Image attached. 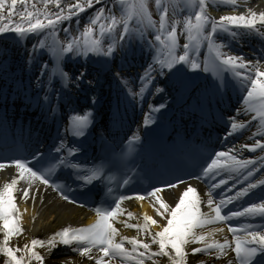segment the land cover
I'll use <instances>...</instances> for the list:
<instances>
[{
	"label": "snow or ice",
	"instance_id": "snow-or-ice-1",
	"mask_svg": "<svg viewBox=\"0 0 264 264\" xmlns=\"http://www.w3.org/2000/svg\"><path fill=\"white\" fill-rule=\"evenodd\" d=\"M18 0H11V6L9 8V17L13 14L12 10L15 8ZM22 3L25 4V13H20L21 24H17L13 27H10L8 24H4L0 26V33H4L6 31H11L16 33L18 36L23 37L27 33H36L44 30L45 28L52 27L55 23H58L62 19H69L70 16L63 15V9H61L60 13L56 15L55 19L50 18V14L47 11L43 13L40 12L39 9L35 11H27L26 0H21ZM47 7L49 0H42ZM59 8V0H52ZM121 4L124 6L122 11H124L125 15L121 18L120 23L123 24L124 32L127 33L129 31V20L134 17L139 18L140 20H146L149 25H153L155 22L151 19V13L147 9L146 0H120ZM225 3L231 4L233 6L236 5L237 0H224ZM86 3L90 7L92 4V0H86ZM157 7L159 8L162 4V0H155ZM188 3L192 7H199V11L195 13V23H193L192 19L186 18L184 21V29L188 33L189 40H198L203 38L208 41L209 48L215 53V58L220 60L221 65L229 68L235 76L241 77L242 73L237 71V69H248L249 65L243 61L242 57L229 56L227 53H222L220 51L222 45L216 44L212 37L214 35H218L219 31L229 32L232 37H237L241 35V32L232 31L229 25H235L237 29H242L247 32H261V29L256 27L259 22L262 27H264V12L259 14L255 12H250L249 16L246 18L245 15L239 16H224L221 17L219 21L212 20L205 13V0H188ZM6 0H0V20H3V9L5 8ZM73 8L83 10L82 6L77 3ZM35 8V5H33ZM72 11V8H70ZM43 15L44 19L42 20L40 17ZM103 17V10L97 15L95 19L91 21L92 24H97L98 21ZM167 17V8L165 7L162 15L160 16V29L164 30L166 27ZM111 23L105 25L100 23V32L101 35L107 30L111 32L112 29L118 23L117 19L113 17L108 18ZM46 21V22H45ZM26 24L27 26H22ZM210 27V31H208L207 35H205V29ZM92 29H87L82 35L84 37L85 44L89 46L90 51H98L100 49L101 41L93 39L89 42L88 37L91 35ZM264 34V33H261ZM167 42L170 46H175L177 44V29L175 23L171 26V31H167L166 33ZM156 40L161 41V36L157 35L155 37ZM78 43V41L73 40L70 42L66 48H63L64 52L73 51L74 46ZM161 43H165V41H161ZM43 46V42H41ZM185 49L189 47L188 44L183 46ZM113 49L111 46L107 48V51L104 52V55H111ZM179 61H185L187 59V52L184 55L179 56ZM195 63H193V67H197ZM168 67H172V64L169 63ZM254 72L255 78H252V73ZM249 75L243 76L242 83L247 84L250 82L251 87L247 88V97L245 98V103L248 105L249 111H255L256 116L253 119L259 118L261 122V126L264 127V71L260 70L258 65H253L252 69L249 70ZM65 77L67 73H62ZM259 97L261 99V103L259 106L253 105L250 103L254 98ZM79 124H83L86 122L85 118H77ZM246 127L245 124H237L232 123L231 128L232 131L235 132L238 129H242ZM231 134V133H229ZM264 135V133H262ZM247 147V146H246ZM256 148H261L264 150V143L260 141H256L255 145L251 147L250 150L255 151ZM226 153L220 152L217 153V157H224ZM229 160L233 161L235 165L239 167H246L247 164L252 163V161H237L234 156H229ZM16 168L19 170V178L18 179H26L29 182V186L34 180H40L44 184H48V180L44 177V175H38L37 171H33L32 168L28 167L26 163L21 162L20 160H16L15 162ZM62 163V162H61ZM3 167V165H0ZM221 167L218 159H213L212 162L207 166L204 170V174L207 176L212 173L214 169ZM50 171V170H47ZM25 173L28 175L26 176ZM248 175L251 176L252 172L249 171ZM96 178L95 174L87 177L86 179L90 182L92 179ZM18 179L13 178L10 183L4 184L0 187V221H2V227H0V232L4 233V239L0 242V252H4L10 257L9 264H22L23 257L17 258L15 255V251L8 247V242L10 237L13 235L20 234L23 229L20 226L19 222V209L15 203V197L13 196V192L20 191L19 188L16 187L18 184ZM220 184H225L226 181L221 179L219 181ZM259 184L264 185V180L259 181ZM219 185H214L213 187H218ZM258 184H250L248 188L244 189L241 192L236 194L235 198L246 195L251 188L257 187ZM169 187H176V185H169ZM161 189H155L151 195L155 196L156 192H160ZM191 194V195H190ZM29 197V192L27 189L23 190L22 198L27 200ZM34 199V197H33ZM67 199V197H65ZM159 200V197H156ZM233 197H230L227 203H231ZM212 200L209 199V206L212 205ZM225 201H221V205L224 204ZM161 208L164 209L165 212L170 214V218L167 219V224L163 229L153 236V243L159 244V252L152 253V255H169L165 249L167 246H171V249L174 250L175 256L173 257V264H183L184 258L187 255L184 251L183 246L189 243H197L201 241H205L204 234H197L195 231L198 228H203L204 225L215 223L216 221H223L228 217L221 215V206L216 205L213 209L215 212L214 217H208L207 214L201 212L200 201L198 193L196 189L189 186L187 190L180 197L179 203L176 204L174 208L169 209L166 204L161 202ZM159 213V209H157ZM120 212V204L117 203L115 207L111 211H102L97 209V221L89 225L87 227H81L72 229L70 227H66L61 231L53 234L51 238L47 241V245L49 247H55L57 242V237H59V242L64 245L72 244L73 242H77L79 244H83L84 246L80 249L81 255H86L90 259L92 258L90 253L92 248L95 246H101L100 251L104 254V256H120L126 258H132V253L137 252V245L142 247L145 250L150 248L148 243H144L143 241L137 240L135 238L129 239L127 237L122 238L120 243H116L114 237L118 234L117 229L113 227L112 223H110V218L114 219ZM15 213V215H14ZM163 217V213H159ZM260 214L264 216V204L262 205H253L249 208L244 209L243 212L236 211L232 212V217L238 216H246V215H255ZM129 218H133V214L131 212L128 213ZM145 224L143 225L144 229L147 230L148 222L156 223L151 217L144 216L143 217ZM127 227H139L138 225L127 224ZM222 231V229L220 230ZM229 231H241L246 232L245 238L241 239L239 236L234 237V247L229 244L228 240H224L223 243L213 241L211 243H205L201 248H194L193 254L197 252H207L210 249H216L220 256H227L228 249L235 253L236 258L239 260L240 264H264V234L258 231H250L248 229H233L229 228ZM210 235V234H209ZM127 240L130 244L133 245L132 252H129L124 248V241ZM33 248L37 245L43 247L45 246V242L41 240L34 239L31 241ZM25 250L31 253V257H34L37 261H41L43 258L41 255L28 248L25 245ZM19 251V249H16ZM137 255L144 256V253L138 252ZM178 257L179 259H175ZM96 264H102L101 260H97ZM137 264H143V260H139ZM228 264H233V261L229 259Z\"/></svg>",
	"mask_w": 264,
	"mask_h": 264
},
{
	"label": "bare ground",
	"instance_id": "bare-ground-1",
	"mask_svg": "<svg viewBox=\"0 0 264 264\" xmlns=\"http://www.w3.org/2000/svg\"><path fill=\"white\" fill-rule=\"evenodd\" d=\"M95 0H92V2ZM105 1V0H104ZM222 9H224L229 15H245L246 17L249 16L250 12H255L257 14L264 12V0H237L238 4L240 5V8L234 7L233 5H228L224 2V0L218 1ZM79 3L83 10L73 8L75 4ZM60 7L58 8L52 0H49V3L47 4V7L45 8L44 3L42 0H26V7L27 11H35L36 9H39L41 13L44 11H47L50 14V18L55 19L56 15L60 13L61 9H63V15L70 16L69 19H62L58 23H55L52 27L45 28L44 30L40 31L41 34H44L43 36L44 41L46 42L45 47L50 48L51 50L57 49L59 50L58 54L54 57V59L57 61L56 67H60V65L64 62L63 56L66 54V52L62 51L63 48L67 47V42L65 40V37H63L62 32H58L59 28L62 24L69 23L72 21L75 17H79L83 11L88 8V4L86 3V0H59ZM11 5V0H6L5 8L2 10L3 14L7 15L9 17V6ZM33 5H35V8H33ZM70 8H72V11H70ZM13 14L11 15L10 19L13 21H17L18 19L21 21L20 13H25V4L21 2V0H18L17 4L15 5V8L12 10ZM26 14V13H25ZM42 20L44 19L43 15L40 17ZM46 22V21H45ZM4 24H8L10 27H13L17 24H9L6 19L0 20V26H3ZM21 24V23H19ZM23 26V25H22ZM27 26L26 24L24 25ZM11 31H6L4 33H0V37L6 38L5 36L10 35ZM252 32H249L251 34ZM92 35L89 36V42H91L93 39L100 40L101 45L100 49L98 51H90L89 46L87 45V48L84 49L82 47L81 51V60L79 70L80 71H86V69L90 67L97 66V64L93 63V60H96L94 58V53L97 52H106L107 48L109 46L112 47L113 51L112 53L117 54V59L125 61L126 63L129 62V60H123V57H129V51L128 46H132V50L136 52L137 43L135 42V35H133L130 40H125V38H121L119 41H114V35L112 32H108L107 30L104 32V34L99 38H92ZM225 39L226 38L223 34H221ZM34 37L26 38L24 40L23 46H27L29 44L33 43ZM110 39V40H108ZM17 42L19 39L16 40ZM193 42L190 45V49H193L196 53H198V62L195 59H192V65L195 63L198 65L197 67L193 68H202L206 70L207 72H211L213 69H216L217 62H212L208 67H206L203 63V60L201 57L203 56V52L201 48V44H198L196 40H192ZM7 46H1L0 52H2L4 55H6L7 52ZM22 47V45H21ZM19 47V48H21ZM81 48V47H80ZM22 51V50H19ZM77 52L74 50V53ZM186 50L178 52V55H184ZM73 53V54H74ZM111 53V54H112ZM110 59V55H106ZM172 60L169 61L173 66L179 65L176 69L171 70L170 67H168V61L165 57V65L166 70L162 71L158 65L159 62H161L160 59H158V54L155 53L152 55L151 58H148V61L151 62V65L154 66V70L156 71L155 75H151L152 77L151 82L148 84V79H141L142 83L141 85H138L139 88H141V92L147 87V92L143 97V100H147L149 98L148 93L154 89V87L162 83L165 79L167 81H175L177 79V73H183L188 75L186 72V69H183L181 66V63L173 58L171 55H169ZM188 57V55H187ZM116 62V61H115ZM102 63V62H101ZM116 66V64H114ZM264 70V66H261ZM41 73L47 72L49 73L45 68H42L40 66ZM98 69V67H97ZM37 70V69H36ZM53 71V70H52ZM189 76V75H188ZM163 77V79H162ZM196 77H192V79H195ZM241 79L243 77L241 76ZM245 92V91H244ZM247 92V91H246ZM245 92V93H246ZM247 97V95H246ZM245 97V98H246ZM140 98L137 99L136 103H138ZM254 99L250 101V103H254ZM242 112L243 110V118L245 119L247 117L246 110L248 109V105L244 103V105H241L237 110H240ZM249 115H255V111H249L247 110ZM238 116L235 117V122H240L241 120L237 119ZM259 120V119H258ZM13 175V171L10 172V170H2L0 171V187L3 186L5 183V176L6 174ZM20 191L24 188H26L29 192V197L27 200L20 197L21 205L18 206L19 209V222L20 226L23 229V231L18 234L10 237L8 242V247L12 248L15 251V255L17 258L23 257L22 264H41V261H37L34 257H31V253L25 250V245L28 246V248L32 249L33 251L38 252L41 257L43 258L42 264H76L77 260L72 256H64V257H52L53 252L56 250L57 246L49 247L47 245V241L49 238H51L53 235V231L60 227L61 225L72 221L73 218L77 217L80 213L78 209L73 208L69 205L63 204L58 202L52 195L48 194L46 191H43L42 194L37 193L36 191H40L39 188H36L35 191L33 190L34 185L31 184L29 186V182H23L20 181L17 184ZM16 192V197H19L18 191ZM177 193V190L170 189L167 191V195L172 196ZM34 197V199H33ZM131 207L133 209H137V205L131 204ZM141 212L145 213V205L140 204ZM133 218H130L131 220L136 219L139 215L136 212H133ZM161 213V212H159ZM156 212L155 217L160 218V214ZM137 222L140 221L143 223L141 219L136 220ZM4 239V236L1 237L0 242H2ZM37 239L45 242V246L41 247L39 245L35 246L33 248L31 241ZM16 249H19V251H16ZM169 252V255H161L160 257L154 259L152 262H148L147 264H173V258ZM0 252V264H9L10 257L7 256L6 253L3 252L1 254ZM202 258L200 256H193L191 257L190 254H187L184 258L183 264H204L201 262Z\"/></svg>",
	"mask_w": 264,
	"mask_h": 264
},
{
	"label": "rangeland",
	"instance_id": "rangeland-1",
	"mask_svg": "<svg viewBox=\"0 0 264 264\" xmlns=\"http://www.w3.org/2000/svg\"><path fill=\"white\" fill-rule=\"evenodd\" d=\"M110 1L112 3H114L113 0H110ZM152 1L154 2V5L156 6L155 10L157 11V13L158 14L160 13L162 15V13H163L162 12V4L158 8L157 5H156V3H155V0H148L149 5L151 4ZM100 9H102V6H99V7L95 6V7L91 8V9H89L88 11H86V13H84V15L82 16V18L81 17H78V16L76 17V19L78 20V22L82 20L81 21V25H80V29L78 30V31H82V32H80L79 35L77 36V34H76V31L77 30H73L74 40L78 41L77 45H80L81 44L80 41L84 39V37H83L82 34L87 29H89V28L92 29L93 26H97V27L100 26L101 21H98L97 24H92L91 23V21L93 19H95L97 17V15L101 12ZM183 9H189L191 12H193L195 10V7H192L188 3V0H182V3L180 4V6L177 7V10L183 11ZM175 13L177 14V12H175ZM174 17H179V14L178 15H175Z\"/></svg>",
	"mask_w": 264,
	"mask_h": 264
}]
</instances>
